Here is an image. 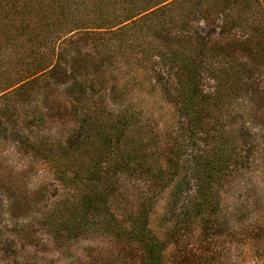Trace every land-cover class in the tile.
<instances>
[{"label":"trees","instance_id":"16d2710c","mask_svg":"<svg viewBox=\"0 0 264 264\" xmlns=\"http://www.w3.org/2000/svg\"><path fill=\"white\" fill-rule=\"evenodd\" d=\"M200 19L219 21V36L195 31ZM0 35L16 55L0 53L1 66L19 70L0 84V146L36 161L0 163L8 214L48 198L25 179L41 163L62 186L48 230L93 226L116 264H212V239H264V218L230 227L220 204L225 183L264 163V0H0ZM158 64L173 136L129 101L154 91Z\"/></svg>","mask_w":264,"mask_h":264},{"label":"rangeland","instance_id":"374dc122","mask_svg":"<svg viewBox=\"0 0 264 264\" xmlns=\"http://www.w3.org/2000/svg\"><path fill=\"white\" fill-rule=\"evenodd\" d=\"M219 25V21L209 23L201 19L193 23L195 31L197 30L201 36L210 38V40L219 36ZM68 35L62 38H66ZM1 41L2 36L0 35V44ZM6 44L0 49V53L1 55L5 54L6 57L11 55L14 60L16 55L11 52V46ZM110 60L113 66L119 68L117 60ZM9 65L3 67L0 64L1 85L4 83L3 78L10 77L11 80L8 85L17 81L19 70L10 71ZM158 78L161 81L166 80L170 84L168 81V79L171 81L169 73L161 64L156 66V74L152 78V85L157 86L154 87V91H151L152 88L147 91H140L132 95L129 101L141 108L146 116L156 123V129L159 133H163L164 136H173L180 132L176 128L178 116L172 104L159 90L161 81L157 83ZM210 83V80H205V84L209 85ZM39 96L41 95L39 94ZM20 119L19 117L18 120ZM70 125L71 123L69 127ZM12 147L13 145L8 144V142H4L0 146L2 148L0 149L2 155L0 163L17 170L36 162L21 156L17 152L15 153ZM260 162L257 158L256 162L244 170L242 175L230 179L222 188L221 209L224 219L230 227L232 225L236 227L235 225L242 223L246 224L256 219L260 221L264 218V163ZM36 167L35 174L25 175L26 183H28L29 188L34 189L37 181L45 183L49 193L47 199L38 205H31L32 210H25L18 216L12 217L5 210V199L0 194V230H3L0 235V264H116V261L112 259L117 256L118 247L95 235L93 226H80L78 229L80 234L75 237L57 235L48 230L45 217L53 211L50 212L51 204L62 198V190L61 195L55 197V194H52L53 187H60L61 185L53 181L52 178L50 179V173L43 164L37 163ZM60 188L62 189V186ZM183 190H187V187H183ZM187 193L184 191L183 195ZM137 198L131 197L128 199L129 203H135ZM163 208L164 204H159L157 212L162 213ZM195 235L197 236L196 232ZM210 245L202 253H204L203 255L206 253V256L213 260L212 264H264V239H251L249 236H245L244 232L239 231L233 236L227 234L222 235L220 239H212ZM197 247L196 251L200 253L205 250L206 246H203V249L201 245ZM138 263L137 260L135 264Z\"/></svg>","mask_w":264,"mask_h":264}]
</instances>
